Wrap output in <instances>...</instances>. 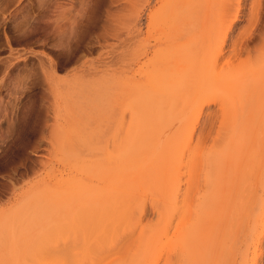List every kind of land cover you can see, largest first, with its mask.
<instances>
[{
    "label": "rangeland",
    "instance_id": "1",
    "mask_svg": "<svg viewBox=\"0 0 264 264\" xmlns=\"http://www.w3.org/2000/svg\"><path fill=\"white\" fill-rule=\"evenodd\" d=\"M211 4L0 0V264H58L67 235L114 244L105 261L142 255L167 220L220 222L222 264L240 259L247 217L264 214V5L244 69L217 81L213 53H194ZM247 18L232 14V38ZM262 240L246 264H264Z\"/></svg>",
    "mask_w": 264,
    "mask_h": 264
},
{
    "label": "bare ground",
    "instance_id": "2",
    "mask_svg": "<svg viewBox=\"0 0 264 264\" xmlns=\"http://www.w3.org/2000/svg\"><path fill=\"white\" fill-rule=\"evenodd\" d=\"M246 1L247 0H211L212 8L210 7L207 9L209 12L207 15L205 14V16H207V24L204 31L207 39L202 41L201 44H198L194 49V53L199 52L202 47L208 49L210 55L213 53L212 56H210V59H208L210 63L206 67L205 75L214 72L213 77H215V80L217 81H220V76L230 66L232 67L233 63L234 67H241V69H244V67L242 68L245 64L243 61L244 64L240 66L241 54L243 52L246 54L252 52L249 48L242 51L241 45H243L244 34H249V31L252 30L251 28L259 20L264 0L251 1L252 7L251 10H249L250 12L248 11V15L242 12V3L244 2L243 5H246ZM233 13L235 14L236 19H238L240 14L246 18L248 16L247 20L250 23L248 26L249 28L240 32L235 39L232 38L231 34L234 24L230 18ZM261 38L264 41V37ZM249 44L250 42H247L246 46ZM227 46L230 49L228 51L226 50ZM238 60L239 64H235V61ZM230 73L232 74V72ZM241 74L243 75L244 73ZM237 83V81H233L230 84L236 86ZM171 162V160H167V165L164 167L166 173L169 169L168 165L170 166ZM206 207L208 209L212 208V206L208 205H206ZM257 214H252V216L250 215L247 217L248 225L241 235L240 240L238 239L239 244L237 243L236 245L238 247L233 246L235 249H241L242 252H240V259L238 260V254L235 252L232 258L229 256L230 258L227 260L225 259V264H246L250 251L258 250L259 245L263 242L262 238H264V234H262V238L257 240L258 242L256 244H253L252 241L258 236L256 228L261 221V218L262 220L264 219V214L261 211L258 215ZM252 221L253 225L250 227ZM172 230L174 231L172 232ZM220 230V222L192 220L187 222L184 226H173L172 221L167 220L159 227L153 228L152 233H148V230L145 231L147 234L142 236V240H144V250L142 255H136V253L130 252L126 258L121 259L120 257H114L108 261H105V259L115 250L114 244L91 252V249H85L84 246H80L75 242H72V245H69L70 241L67 240L70 238L67 235L63 240L64 245L67 246L64 250L65 256L59 260L60 263L58 264H134L137 260H140L139 262L143 261V264H222L224 260V258L222 259V255L226 248H215V245L217 244L216 236L220 233ZM164 239H166V243L168 244L160 248ZM220 244H223V241H218V245ZM154 246H156L155 249L157 251L153 249ZM243 248H245L244 251L242 250ZM251 248L253 249L251 250ZM152 250L155 251L153 252L156 253L155 255L152 254ZM77 253L79 256H77ZM89 253L92 255V258L88 261L84 260ZM217 254H219V256H217ZM73 255L76 256L74 257Z\"/></svg>",
    "mask_w": 264,
    "mask_h": 264
}]
</instances>
